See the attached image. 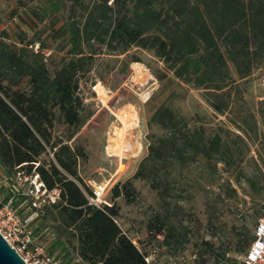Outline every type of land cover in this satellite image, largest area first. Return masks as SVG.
Instances as JSON below:
<instances>
[{"label": "trees", "instance_id": "trees-1", "mask_svg": "<svg viewBox=\"0 0 264 264\" xmlns=\"http://www.w3.org/2000/svg\"><path fill=\"white\" fill-rule=\"evenodd\" d=\"M29 1L36 24L46 23L49 33L42 38L38 29L32 37L21 31L14 42L7 31L0 33V166L8 176L38 173L48 190L59 191L56 202L39 208L30 196L22 197L38 212L29 221L30 227L40 222L33 232L52 227L57 237L49 250L54 254L61 247L70 254L73 249L80 260L76 264H151L149 253L119 222L116 202L123 196L132 203L134 181L141 180L157 197L147 223L152 238L162 237V244L175 250L184 246L191 232L185 202L202 193L207 227L217 239L201 237V263L241 264L238 256L249 250L254 231L237 222L228 228L222 221L226 199L237 197L223 172L236 171L237 181L256 184L243 162L251 143L262 139L242 84L264 64V0ZM57 40L69 48L52 71L53 59L45 50ZM134 47L159 58L181 83L203 89L215 114L226 116L240 132L225 124L193 122L168 102L177 96L171 92L148 118L147 153L137 170L114 185L112 203L97 206L89 200L93 187L80 174L89 153L78 134L93 116L81 82L101 56L126 54Z\"/></svg>", "mask_w": 264, "mask_h": 264}, {"label": "rangeland", "instance_id": "rangeland-1", "mask_svg": "<svg viewBox=\"0 0 264 264\" xmlns=\"http://www.w3.org/2000/svg\"><path fill=\"white\" fill-rule=\"evenodd\" d=\"M28 5L34 4L29 0H0V33L7 31L10 42L16 41V35L21 31H26L32 37L38 29L42 38L48 37L46 23L37 25ZM49 43L51 49L45 51L50 52L53 59H49L53 71L56 67L54 61L58 63L62 60L69 47L64 40ZM242 85L245 87L244 103L255 113L262 139L251 143V151L243 162L246 173L254 177L256 184L253 186L244 178L241 182L237 181L236 171L232 175L223 172L224 177H230L232 186L237 189V197L226 199L221 219L228 228L237 222L247 225L253 232L264 211V64L257 67ZM173 91H176L177 96L168 100ZM80 92L93 111V116L78 134V140L89 153V160L80 167V174L91 187L110 181L105 196L109 203L114 201V185L132 177L140 160L146 155L147 134L150 131L147 121L154 108L163 101L168 100L177 110L192 118L193 122L205 123L208 127L225 124L232 131L240 132L226 116L215 114L204 98L203 89L181 83L159 58L137 47L126 54L98 58L95 69L82 80ZM153 131L161 132L158 127H154ZM220 168L223 171L222 164ZM134 183L137 194L132 203H128L123 196L116 199L121 208L119 222L135 243L149 253L148 261L151 264H203L198 257L197 246L201 237L214 241L217 239L211 236L207 227L208 214L203 194L198 193L195 199L185 202L183 215L191 230L190 240L175 250L162 244V237L155 239L150 236L147 223L157 208L156 193L145 181L135 180ZM28 187L27 182L20 181L16 176H8L0 166V197L4 201L12 198L22 218L35 216L29 202L22 198L26 196ZM31 225L32 229H36L40 227V222ZM34 234L48 248L57 237L52 227L40 228ZM53 252L63 264L80 261L73 249L70 254H66L61 247ZM229 255H233V252ZM243 256H238L240 262ZM207 264H213V260Z\"/></svg>", "mask_w": 264, "mask_h": 264}, {"label": "built area", "instance_id": "built-area-1", "mask_svg": "<svg viewBox=\"0 0 264 264\" xmlns=\"http://www.w3.org/2000/svg\"><path fill=\"white\" fill-rule=\"evenodd\" d=\"M16 178L29 184L25 194L33 199L34 207L39 208L44 202L54 203L59 198V191L48 190L38 173L27 175L23 171H18ZM109 185L110 181L104 185L93 186L94 194L89 197L90 203L97 206L110 204L105 199ZM37 214L38 212L35 211L34 215ZM30 218L21 217L13 207L12 198L4 201L0 197V233L24 261L27 264H61L49 248L39 242L29 225ZM241 264H264V211L255 226L254 239L249 250L244 254Z\"/></svg>", "mask_w": 264, "mask_h": 264}, {"label": "water", "instance_id": "water-1", "mask_svg": "<svg viewBox=\"0 0 264 264\" xmlns=\"http://www.w3.org/2000/svg\"><path fill=\"white\" fill-rule=\"evenodd\" d=\"M0 264H27L0 233Z\"/></svg>", "mask_w": 264, "mask_h": 264}, {"label": "crops", "instance_id": "crops-1", "mask_svg": "<svg viewBox=\"0 0 264 264\" xmlns=\"http://www.w3.org/2000/svg\"><path fill=\"white\" fill-rule=\"evenodd\" d=\"M138 118H139V116H138ZM139 120V119H138Z\"/></svg>", "mask_w": 264, "mask_h": 264}]
</instances>
